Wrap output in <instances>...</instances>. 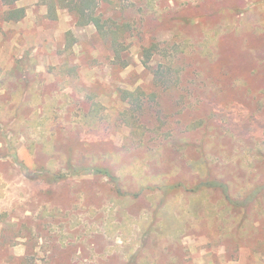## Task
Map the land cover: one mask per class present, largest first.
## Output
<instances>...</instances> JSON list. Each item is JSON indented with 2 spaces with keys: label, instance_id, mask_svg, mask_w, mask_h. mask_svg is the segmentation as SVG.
Wrapping results in <instances>:
<instances>
[{
  "label": "rangeland",
  "instance_id": "1",
  "mask_svg": "<svg viewBox=\"0 0 264 264\" xmlns=\"http://www.w3.org/2000/svg\"><path fill=\"white\" fill-rule=\"evenodd\" d=\"M14 6L0 264H264V0H101L126 67L66 9Z\"/></svg>",
  "mask_w": 264,
  "mask_h": 264
},
{
  "label": "trees",
  "instance_id": "2",
  "mask_svg": "<svg viewBox=\"0 0 264 264\" xmlns=\"http://www.w3.org/2000/svg\"><path fill=\"white\" fill-rule=\"evenodd\" d=\"M17 1L4 0L5 4L8 5V9L5 11L6 20L19 21L25 16V7L14 6ZM40 2L46 6L47 15L50 18H56L58 9H66L75 17L77 25H92L98 35L109 40L114 60L120 63L122 67L128 66L129 61L121 55V47L125 45L131 29L126 23H116L111 17H103V14L98 12L101 0H40ZM165 52L158 49L155 44L144 47L142 62L147 66L148 61L155 54L161 55ZM157 76H161V74Z\"/></svg>",
  "mask_w": 264,
  "mask_h": 264
}]
</instances>
